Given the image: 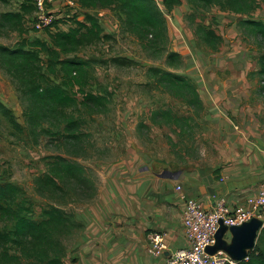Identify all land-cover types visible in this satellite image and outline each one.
Returning <instances> with one entry per match:
<instances>
[{"label": "rangeland", "instance_id": "374dc122", "mask_svg": "<svg viewBox=\"0 0 264 264\" xmlns=\"http://www.w3.org/2000/svg\"><path fill=\"white\" fill-rule=\"evenodd\" d=\"M22 1H27L30 9L28 13L24 12L23 31L18 32L16 29L0 26V45L16 48L35 38L51 44L50 32L33 29V20L41 11H37L32 0H0V14L6 11L19 12L22 9L20 7ZM42 1L43 10L44 8H47V11L52 10L63 29L68 25L74 26L78 15L87 25H89L87 15L97 18L101 29L100 38L90 39L75 52L66 56L80 58L88 63L86 68L89 79L84 89L104 96L106 101L102 111H97L93 105L84 107L80 103L82 94L75 93L77 104L68 108V113H72L71 115L78 120L79 138L83 142L79 155H75L73 142L68 143L62 134L56 135L55 127L51 128L52 134L40 133L37 139L29 132L30 130L27 131L28 102L15 87L10 75L0 67V102L10 112L7 114L0 109V180L10 181L21 187L28 216L40 220L43 210L50 205L61 208L66 214L76 216L80 210L93 203L91 201L93 198H79L75 193L65 196L60 192L58 199H53L39 196L35 192L34 177L46 172L47 162L57 155L83 165L87 174L96 183L95 198L102 194L105 185L104 182L101 185L99 173L103 176L102 172H104L106 175V189L110 182L116 185L117 189H125V185L134 182V177L141 179L147 172L154 173L165 168L164 166L168 165L165 158L169 155L179 164H189L197 162L199 158L202 159L207 144L202 137H197L202 134L200 120L199 127H194L192 135L179 134L178 130L151 122V113L158 108L170 109L180 116L193 115L180 99L157 88L148 74V69L151 67L169 69L166 65V53L157 54L155 49L149 48L147 42L140 41L127 29L123 16L114 8L93 11L82 9L77 0ZM176 10H178L175 12L176 18L170 14L165 17L167 21L165 49L180 54L182 64L175 71L190 78L189 75L197 76L203 70L199 61L213 57L215 54L197 40L194 27L198 24L208 26L206 24L213 23L216 32L221 35L222 33L214 20H207L209 15L205 12L209 9L194 10L188 5V9L179 7ZM254 12L264 18V4H260ZM82 31L84 32L85 29L83 28ZM241 42L261 69L263 65L260 56L264 53L263 43L256 44L254 39L245 38L243 33ZM27 47L28 45H25V48ZM225 48L231 50V47ZM41 64L44 66L46 64L44 54H41ZM257 70L253 71L252 75L260 79L262 76ZM54 79L59 81V77ZM75 90L77 88L71 91ZM256 98L264 105V91L259 92ZM11 116L21 129L12 124ZM42 125L44 128L49 127L47 122H43ZM119 162L125 166L122 165L121 172L125 171L123 175L126 173V177L131 176L126 179V183H118L116 169L121 166ZM127 164L132 165V168H127ZM99 170L104 171L99 172ZM4 225L5 223L0 220V229ZM80 231L81 229L73 236L63 239L65 245L63 264H79L81 260L85 263L87 259L89 262L90 259L92 260V253L84 252L82 255L77 245ZM90 243L93 241L91 240Z\"/></svg>", "mask_w": 264, "mask_h": 264}, {"label": "trees", "instance_id": "16d2710c", "mask_svg": "<svg viewBox=\"0 0 264 264\" xmlns=\"http://www.w3.org/2000/svg\"><path fill=\"white\" fill-rule=\"evenodd\" d=\"M162 1V6H158L154 0H77L82 9L118 10L132 34L140 41L147 42L149 48L155 49L157 54L166 53V65L170 70L151 67L148 74L157 88L180 99L194 116H180L170 109L158 108L152 111L151 122L158 126L171 127L178 130L179 134L192 135L194 127L200 125L202 100L195 83L175 71L182 64L180 54L165 49L167 26L164 10L170 11L174 6L180 5L182 0ZM186 1L194 10L207 11L212 6H218L223 11L246 15L247 18L239 21V29L245 38H252L256 44L264 45V22L250 16L264 0ZM20 4L22 9L19 12L6 11L0 14V26L23 31L24 12L28 13L30 9L27 1ZM33 6L35 7L34 3ZM79 16L75 20V27L68 25L63 29L57 18L49 27L44 28L46 32H50L51 44L35 38L19 44L16 48L0 45V67L10 75L13 84L28 102L27 131L30 130L37 139L40 133L52 134L51 128L55 127L56 135L62 134L68 143L73 142L75 155H79L83 148L78 133V120L72 113H68V108L77 104L75 93L82 94L80 103L84 107L93 105L97 111H102L106 101L104 96L84 89L89 79L86 68L88 63L80 58L66 56L90 39L100 38L101 29L97 18L87 15V25ZM194 34L201 44L212 51H217L222 44L221 34L211 26L198 24L194 27ZM25 45L28 47L25 48ZM41 54L46 56L45 66L41 64ZM260 62L263 66L257 70L262 76L258 91L263 92L264 53L260 56ZM55 77H59V81ZM74 88L77 90L71 91ZM0 109L10 113L1 102ZM11 118L12 124L21 129L12 116ZM43 122H47L49 127L44 128ZM33 184L35 192L47 198L55 199L60 192L65 196L75 193L84 199H92L96 195V183L83 165L61 155L54 156L47 162L46 172L36 175ZM25 204L21 187L10 181L0 180V220L5 223L0 229V264H63V239L78 232L81 224L74 216L66 214L55 205L44 209L40 220H34L28 216ZM242 264H264V228L255 247Z\"/></svg>", "mask_w": 264, "mask_h": 264}, {"label": "crops", "instance_id": "0c3cea01", "mask_svg": "<svg viewBox=\"0 0 264 264\" xmlns=\"http://www.w3.org/2000/svg\"><path fill=\"white\" fill-rule=\"evenodd\" d=\"M179 7L188 9L187 1L182 0L170 11L162 10L165 17L170 14L176 18ZM208 12L207 20H214L221 29L222 44L213 51V57L199 61L203 70L197 76L189 75L203 105L202 134L197 136L207 144L202 159L179 164L169 155L165 168L147 172L141 179L134 177L125 189H117L111 182L106 189V175L99 170L103 173H99L101 185L105 184L102 194L74 216L81 224L77 245L82 255H93L90 262L81 260L79 264H160L170 252L188 246L182 222L185 198L198 200L206 210L224 198L234 208L255 196L264 183V105L256 98L259 79L252 75L259 67L242 45L238 27L246 15L223 11L218 6ZM252 15L264 22L258 13ZM118 164V183H126L131 176L123 175V164ZM152 232L164 234L166 250L160 256L148 252Z\"/></svg>", "mask_w": 264, "mask_h": 264}, {"label": "built area", "instance_id": "2783aa9c", "mask_svg": "<svg viewBox=\"0 0 264 264\" xmlns=\"http://www.w3.org/2000/svg\"><path fill=\"white\" fill-rule=\"evenodd\" d=\"M32 1L37 11H41L33 20V29L42 30L49 27L56 19L52 10L47 11V8L43 10L42 0ZM154 2L160 6L162 0H154ZM176 189L179 190L180 186H176ZM253 218L261 222L263 229L264 183L255 196L248 198L245 204L234 208L229 207L224 198L215 201L209 210L204 209L198 200L185 198L182 222L188 246L170 252L160 264H236V261L225 251L218 250L211 254L207 248L215 245V234L220 224L229 228L239 226ZM148 243V252L154 256H160L166 250L163 233L152 232Z\"/></svg>", "mask_w": 264, "mask_h": 264}, {"label": "water", "instance_id": "95a60500", "mask_svg": "<svg viewBox=\"0 0 264 264\" xmlns=\"http://www.w3.org/2000/svg\"><path fill=\"white\" fill-rule=\"evenodd\" d=\"M260 231L261 222L255 218L229 228L220 224L215 234L216 243L207 248V251L213 254L218 250H223L234 261L240 262L247 259L249 252L255 247ZM228 234H230V238H227Z\"/></svg>", "mask_w": 264, "mask_h": 264}]
</instances>
